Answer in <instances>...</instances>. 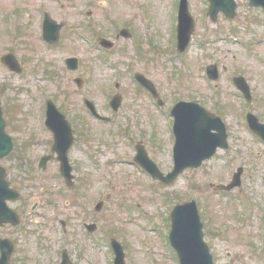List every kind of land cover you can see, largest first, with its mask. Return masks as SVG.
<instances>
[{
  "label": "rangeland",
  "instance_id": "374dc122",
  "mask_svg": "<svg viewBox=\"0 0 264 264\" xmlns=\"http://www.w3.org/2000/svg\"><path fill=\"white\" fill-rule=\"evenodd\" d=\"M187 2L196 25L187 51L180 56L173 42L176 0H0V54L13 35L22 68L3 93L6 100L19 105L17 123L13 122L17 127L11 122L7 125L15 139L13 150L0 159L10 184L21 195L9 203L19 212L21 224L0 227V236L15 244L10 264H42L45 251L54 255L55 249L67 244L75 254L80 241L91 250L93 243L83 236L79 223L92 221V217L98 225L94 264H111V237L124 244L126 264H178L176 254L166 244L170 212L174 203L192 198L205 222L204 240L214 264H264V153L247 132L240 105L225 107L233 114H225L230 151H218L201 167L186 170L174 183L151 180L131 161L134 145L140 142L162 172L172 168L167 123L151 106L147 94L137 88L134 72L145 74L161 87L163 99L171 105L178 99L205 100L204 68L216 62L218 67L227 68L218 80L219 98L236 99L230 94L235 90L231 78L242 74L254 97L258 96L250 110L264 112V12L248 6L247 0H236L233 21L220 14L217 24H211L207 1ZM7 8L18 11L12 13V24L4 21H11L5 17ZM44 11L66 23L67 38L53 47L40 39ZM123 27L132 36H118ZM83 28L93 30L95 35H89L95 40L102 36L112 43L108 56L114 60V68L102 62L91 42L77 35L76 30ZM69 56L79 58L76 72L64 66L63 58ZM75 76L83 78L79 88L73 83ZM112 78L117 79L121 95L116 111L107 106L114 91ZM47 95L56 96L69 117L79 115L83 121L79 126L85 131V140L77 134L70 152L75 165L73 188L62 184L56 173L57 161H49L44 171L37 167L39 157L49 151V135L42 131L39 116ZM82 95L93 100L101 114L111 115L110 122L88 115L81 104ZM245 107L243 104L242 109ZM238 166L244 168L241 185L230 193L216 189L215 185L230 181ZM45 186L48 192L43 190ZM74 196L77 203H72ZM97 200L103 205L93 213ZM34 201L38 206L32 212ZM60 219L70 223L67 236L59 229ZM36 233L41 239L35 238Z\"/></svg>",
  "mask_w": 264,
  "mask_h": 264
},
{
  "label": "water",
  "instance_id": "95a60500",
  "mask_svg": "<svg viewBox=\"0 0 264 264\" xmlns=\"http://www.w3.org/2000/svg\"><path fill=\"white\" fill-rule=\"evenodd\" d=\"M209 8L208 14L211 19H216L219 11L223 12L224 17L233 18L236 14L235 7L236 3L234 0H208ZM248 5L250 6H261L264 10V0H248ZM46 25H53L52 21L46 20ZM194 22L191 18L188 8L187 0H181L179 6V24H178V50L183 51L189 42L190 33L193 30ZM106 41L102 40L104 45ZM109 46V44H105ZM70 66L75 67V60H68ZM209 70L213 72L215 76L216 71L214 66H210ZM140 82L150 89L152 93L155 94L154 88L142 75H138ZM234 82L236 85L243 90L247 95L248 87L246 81L243 77H235ZM119 103V97H115L113 105L117 106ZM181 103L179 106L173 109L175 114L174 131L177 133L176 138L178 144L179 135L181 137L180 143L183 147H189L190 152H182V150L176 151L175 154V165L173 169L167 174H163L155 166V164L147 158L146 152L142 148H138V154L135 157L136 160L150 172L153 177L158 178L164 183H171L174 181L176 176L183 171V168L187 165L192 167H197L201 162L209 158L215 151L216 146H225V130L223 124L219 121L217 117L213 114L212 116H206L205 120L207 124L206 128H214L217 130L216 133H211V135L205 131L202 133L200 130L197 131L196 125L200 123V120L196 118L180 117L184 113H190L192 111H201L203 115L202 108H199L194 104ZM189 106V107H187ZM116 108V107H115ZM52 112L50 114L49 125L54 133V144L52 146L53 150L57 151V159L61 162V173L69 179L70 166L67 161V149L71 143V135L69 131V126L66 121L59 122L54 118V114H58L55 111V107L51 108ZM191 110V111H189ZM188 111V112H186ZM57 112V113H56ZM205 112V111H204ZM54 113V114H53ZM190 115V114H188ZM64 120V119H63ZM201 130H203V121ZM250 127L258 134L264 137V124L257 121L256 117L250 115L249 117ZM179 127V128H178ZM192 127V129H191ZM224 140V142H221ZM12 147L11 139L4 132V121L1 118L0 109V158L6 156ZM51 156L46 155L41 158V165L45 163ZM241 169L234 175V181L231 182L226 189H230L235 185L239 184V175ZM18 197V192L12 190L8 187V182L5 180V169L0 167V223L9 221L13 224L18 222L17 215L6 205V199H15ZM169 240L171 245L176 251L179 259V264H213L212 255L209 251L207 244L203 240L202 233V223L200 222L197 208L194 201L185 202L176 205L171 212V230L169 233ZM115 250V264H125L124 263V253L122 247L116 241L112 243ZM13 251L12 242L8 239H0V264H9L10 256Z\"/></svg>",
  "mask_w": 264,
  "mask_h": 264
},
{
  "label": "flooded vegetation",
  "instance_id": "af4514ba",
  "mask_svg": "<svg viewBox=\"0 0 264 264\" xmlns=\"http://www.w3.org/2000/svg\"><path fill=\"white\" fill-rule=\"evenodd\" d=\"M16 12H18V11L16 9H14L13 13H16ZM44 16H46L48 18L51 17L48 12H46L44 14ZM7 18L11 19L10 17H7ZM53 20L55 22H57V23L53 22L54 23L53 25H43L42 24V20H41L40 38L42 36V26H43V29L46 30V34H47V37L49 38V40H52L56 36V34H58L59 37H58L57 41H61V39L65 36L64 35V29L66 28V23L64 21H57L55 19H53ZM4 21L8 22L9 24H12L14 19H11V21H7L5 19ZM55 25H59L58 32L56 30L57 28H56ZM121 34H123V33L122 32H118V36L121 35ZM67 35L68 34H66L65 38H67ZM130 36H132V34ZM15 41H16L15 37L13 35L10 36L8 38V42L5 44V48H6L5 51L0 54V64H1L0 65V98H1L2 108H3V116H4L5 120H6V123H8V121L16 120L17 112H18V109H19V105L17 103H14V101H12V100H6V94H3L4 92L7 91L8 88H10V85H11L10 82L14 81L13 77L19 75L20 72H21V69H20L19 72H16V71L11 70V69L8 68V67H12L13 68L14 64H13L12 59H14L15 57L17 58V54L14 51ZM214 63L216 64V62H214ZM65 68H66V66H65ZM2 70H4L5 72L3 73ZM224 72H227V68L225 66H222V71L220 72V70H219V72H216V74H215L216 75V79L219 80L221 74H223ZM51 73H54V71L51 70ZM46 74L48 75V74H50V72L47 71ZM236 74L237 73H235L233 75H236ZM209 75L212 77L213 72L210 71ZM205 76L207 77V75H205ZM206 80H208V79L206 78ZM249 86H250V91H251V101L250 102H248L247 99H245L243 93L240 90H238L235 86H234V89H235L234 92H231L230 94L232 95V97H234L236 99H231L230 101L223 100V98L218 99V96L220 94V92H219V84L218 83H213L212 87H211V85L209 83L207 84L208 93L206 94L205 100L201 101V100H198V99H194L193 101L198 102L200 105H202L205 108H207V110L209 112H214L215 114H217V115H219L221 117L223 122H225V124H226L227 139H230L231 134H230V131H228V120L225 118V114H231L232 116H233V114L226 112L225 111V107L240 105L239 110L242 111L241 119L243 121V113H245V109H248V107H245V108L242 109L243 104H245V106H248V105H250L251 103L254 102L255 98L258 97L256 95L254 97L253 89L251 88L250 83H249ZM156 88H157L158 93L160 94L162 100L160 102H157L153 98L150 99L151 103H152L151 106H154L156 108L157 112L161 113L162 115L167 116L168 119H169V122L172 123V118H171L170 113H171V106L175 103V101H173L172 104L170 105L168 101H165L163 99L164 95H163V92L161 90L162 88L159 87V86H157ZM144 92L147 94V90H144ZM51 96L52 97L50 99L53 100V102L58 106L59 110L64 113L66 109L65 108L61 109L60 105L58 104V98L56 96H53V95H51ZM235 101H236V104H233V103H235ZM247 111H249V110H247ZM256 115H257L259 121L264 123V112H261L260 114L258 113ZM198 117L199 118H203L204 116L202 115V116H198ZM168 126H169V123H167V128H168ZM252 137H253V139H255L262 146V148H261L262 151L261 152L264 153V140H262L261 137H259L256 134H252ZM228 148H230V149L232 148L231 141L229 143V147ZM226 151H228V149L227 150H222L221 152L225 153ZM261 152L257 151V154L260 155ZM263 179H264V176H263ZM262 182H263V180H262ZM33 207L34 206H31V208H33ZM64 222H65V226L69 227V225H70L69 221L65 220ZM90 224H94L95 227L98 226L95 217H92V221H88V222H86V220H81L80 223H79V227L83 231V236L85 238L88 236V239L94 245V240L92 239L93 238L92 236L96 235V229L94 227H92ZM33 234H34V232H33ZM93 245H92L91 250H88L85 247V244H83V242L80 241V246L77 249L78 251H75V254H73L72 251L68 252V250L65 249L67 255L71 259V264H81L82 261L87 262V264H94L93 251H94V247L95 246H93ZM34 250L38 251V247H35ZM42 250H46V249H42ZM63 252L64 251L62 249L59 252L60 253L59 257L58 256H57V258L53 257L52 260H49L47 252L45 251L44 254H43L44 255L43 258L46 260L47 263L53 262L52 264H55V263H57V262H59L61 260ZM70 254H71V256H70Z\"/></svg>",
  "mask_w": 264,
  "mask_h": 264
}]
</instances>
